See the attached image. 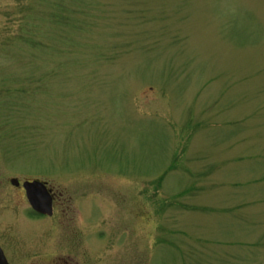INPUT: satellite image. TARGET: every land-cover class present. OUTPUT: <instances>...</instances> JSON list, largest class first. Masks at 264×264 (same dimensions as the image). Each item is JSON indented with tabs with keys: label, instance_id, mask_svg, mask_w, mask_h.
Wrapping results in <instances>:
<instances>
[{
	"label": "rangeland",
	"instance_id": "rangeland-1",
	"mask_svg": "<svg viewBox=\"0 0 264 264\" xmlns=\"http://www.w3.org/2000/svg\"><path fill=\"white\" fill-rule=\"evenodd\" d=\"M37 181L48 258L264 264V0H0L2 242Z\"/></svg>",
	"mask_w": 264,
	"mask_h": 264
},
{
	"label": "flooded vegetation",
	"instance_id": "flooded-vegetation-1",
	"mask_svg": "<svg viewBox=\"0 0 264 264\" xmlns=\"http://www.w3.org/2000/svg\"><path fill=\"white\" fill-rule=\"evenodd\" d=\"M23 191V196L27 208L25 207V214L19 216L16 219L8 220L6 223L11 224L9 227L12 229V236L6 242L0 240V248L4 253V256L8 264H79L76 259L60 257H50L46 254L44 248L38 246L36 240H34L33 231L35 226L43 225L42 223L49 222L56 216L57 212L62 211L63 207L66 208L61 195L54 192L49 186L48 190L53 202L54 212L51 216H45L34 211L28 201V197L24 187L18 189ZM67 201H69L67 199ZM70 222L68 217L67 208L65 209L64 218L61 223ZM19 229V231H17ZM2 231L0 230V233ZM18 233H20L18 235ZM15 235V236H14Z\"/></svg>",
	"mask_w": 264,
	"mask_h": 264
},
{
	"label": "water",
	"instance_id": "water-1",
	"mask_svg": "<svg viewBox=\"0 0 264 264\" xmlns=\"http://www.w3.org/2000/svg\"><path fill=\"white\" fill-rule=\"evenodd\" d=\"M18 185V183H17ZM25 188L29 192V198L32 205L40 212L45 214H51V205L52 203L49 200H41L40 198L36 199V196H43L46 190V186L41 183H27ZM0 264H6V261L3 255L0 252Z\"/></svg>",
	"mask_w": 264,
	"mask_h": 264
},
{
	"label": "bare ground",
	"instance_id": "bare-ground-1",
	"mask_svg": "<svg viewBox=\"0 0 264 264\" xmlns=\"http://www.w3.org/2000/svg\"><path fill=\"white\" fill-rule=\"evenodd\" d=\"M53 214V212L51 211V214L50 215H52Z\"/></svg>",
	"mask_w": 264,
	"mask_h": 264
}]
</instances>
